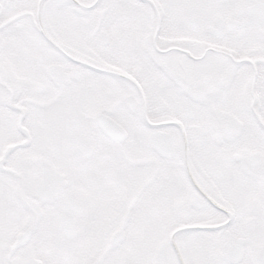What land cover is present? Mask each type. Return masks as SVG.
Returning <instances> with one entry per match:
<instances>
[{
	"label": "snow or ice",
	"instance_id": "1",
	"mask_svg": "<svg viewBox=\"0 0 264 264\" xmlns=\"http://www.w3.org/2000/svg\"><path fill=\"white\" fill-rule=\"evenodd\" d=\"M0 264H264V0H0Z\"/></svg>",
	"mask_w": 264,
	"mask_h": 264
}]
</instances>
